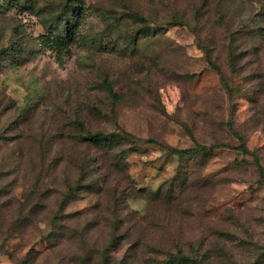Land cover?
<instances>
[{"label": "rangeland", "instance_id": "1", "mask_svg": "<svg viewBox=\"0 0 264 264\" xmlns=\"http://www.w3.org/2000/svg\"><path fill=\"white\" fill-rule=\"evenodd\" d=\"M258 164L264 0H0V264H264Z\"/></svg>", "mask_w": 264, "mask_h": 264}, {"label": "trees", "instance_id": "2", "mask_svg": "<svg viewBox=\"0 0 264 264\" xmlns=\"http://www.w3.org/2000/svg\"><path fill=\"white\" fill-rule=\"evenodd\" d=\"M96 137H99V139L97 138V141L98 140H101L102 138L103 139H109L111 141H116L118 136L116 133H102V132H99L97 133V136ZM219 145L218 144H215V145H212L211 147H202L200 148V151L201 152H209L211 151L212 149L218 147ZM172 151L177 154V155H180V156H188L190 154H194V153H197L195 149H191V148H186V149H181V148H172ZM259 166V169H260V172H261V176L263 177L264 179V171L262 169V167L260 166V164H258ZM170 258H175V261H186V262H193L194 259L193 257L187 255L182 248H179L177 253H173L169 256Z\"/></svg>", "mask_w": 264, "mask_h": 264}]
</instances>
